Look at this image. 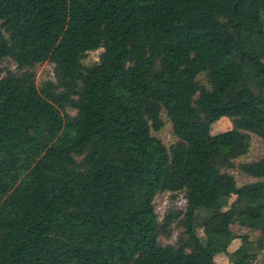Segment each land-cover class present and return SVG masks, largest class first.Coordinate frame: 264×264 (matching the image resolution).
Returning a JSON list of instances; mask_svg holds the SVG:
<instances>
[{
  "label": "trees",
  "instance_id": "obj_1",
  "mask_svg": "<svg viewBox=\"0 0 264 264\" xmlns=\"http://www.w3.org/2000/svg\"><path fill=\"white\" fill-rule=\"evenodd\" d=\"M220 25L231 43L210 34ZM5 58L17 71L3 74ZM46 60L57 83L38 88ZM162 110L170 149L151 134ZM221 117L264 138V0H0V264H217L232 225L260 233L233 262L254 264L264 180L237 186L211 163L249 145L211 133ZM237 167L264 177V157ZM165 191H184L186 206L159 221ZM179 218L186 237L160 244Z\"/></svg>",
  "mask_w": 264,
  "mask_h": 264
},
{
  "label": "rangeland",
  "instance_id": "obj_2",
  "mask_svg": "<svg viewBox=\"0 0 264 264\" xmlns=\"http://www.w3.org/2000/svg\"><path fill=\"white\" fill-rule=\"evenodd\" d=\"M239 30H242V28H239ZM210 34L215 38L222 39L225 43H231L232 42V36L226 29V27L220 25V26H214L210 29ZM102 48L91 50L87 52L83 58H82V64L85 66H92L95 63L99 62V56L102 52ZM2 69L4 70L3 74L7 69L12 71H17V67L14 64V62L9 59L5 58L2 61ZM247 67L250 70H254V66L250 63H247ZM35 71V84L38 88H40L44 83L46 82H54L57 83L58 79V71L55 67V64L50 61L46 60L43 62H40L34 66ZM197 81L205 86L210 87L206 73L202 72L198 74L196 77ZM80 87V85H79ZM66 114H70L71 116H76L77 110L74 108H71L67 106L64 111ZM160 117L162 119V126L159 130H151V134L161 140V142L165 145L167 149H170L177 141V137L174 135L171 127L170 120L168 116L166 115V112L164 110L161 111ZM237 129L233 133V130ZM256 132H255V131ZM258 128L253 127L241 120H232L228 117H223L214 122L211 126V132L213 134L221 133V132H229L232 135L236 137H245L247 134L249 135V145L250 149L248 150H242L240 148H234L231 149L229 152L221 154L216 153L211 158V163L220 168L221 172L229 173L232 176H239L238 174V168L237 163L241 160L251 159L254 157L262 156L264 154V141L257 135ZM252 134V135H251ZM248 151V152H247ZM263 153V154H262ZM76 160L79 161L81 159V156L76 155ZM247 161V160H246ZM234 172V175H233ZM228 183V180L226 177H221L218 180V184L220 186L226 185ZM154 207L156 214L158 216V220L162 221L164 216L169 211H175V210H183L186 206V200H185V192L184 191H178V192H158L154 199H153ZM222 219L221 217H218V220ZM261 224V221L259 222ZM231 228L235 231V227L233 225ZM169 233L167 235H161L159 237V242L162 245H177L180 240L184 239L186 237L184 233V228L182 225L181 218L176 219L173 221V223L169 227ZM197 235L204 240V233L202 228L198 227L196 229ZM226 264H230L225 262ZM219 264H223V261L220 260Z\"/></svg>",
  "mask_w": 264,
  "mask_h": 264
},
{
  "label": "crops",
  "instance_id": "obj_3",
  "mask_svg": "<svg viewBox=\"0 0 264 264\" xmlns=\"http://www.w3.org/2000/svg\"><path fill=\"white\" fill-rule=\"evenodd\" d=\"M221 118H223V117H221ZM253 127H255V126H253ZM235 131H237V129L233 130V133ZM257 135H258V133H257ZM261 139L264 141V138H261ZM248 149H250V146H249V148L247 147V149H245V150H248ZM262 157H264V154L262 156L260 155L258 157L246 159L247 161L241 160L240 162L237 163V165L239 163H242V162H249V161L258 160ZM237 171H238L239 176H235L234 172H233V175H234L233 177L235 179L237 186H242V185L247 184V183H251V182H255V181H259V180H264V177L263 178H254L252 176L243 174L239 169ZM234 199H235V195H232L229 199V202H232ZM259 222L260 221H258L257 223L260 225ZM233 227H235L234 229H236V230L234 231L232 228L231 229L233 230V233L237 237H235L230 242V244L227 248V254H218L215 256L214 259H215L217 264H219L220 260L223 261V264H226L225 262L233 264V262L236 261L238 258L249 253L251 251L252 247H254L257 244V241L260 237V233L258 231L251 230L249 228L241 227L238 225H233ZM240 235H247V239H245L243 241L241 238L238 237ZM254 264H264V247H262L260 250H258L257 258H256Z\"/></svg>",
  "mask_w": 264,
  "mask_h": 264
}]
</instances>
